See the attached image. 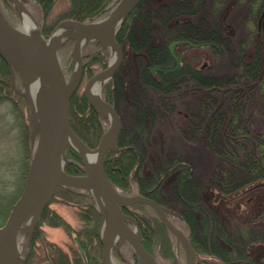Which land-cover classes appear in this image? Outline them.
<instances>
[{
  "label": "rangeland",
  "instance_id": "374dc122",
  "mask_svg": "<svg viewBox=\"0 0 264 264\" xmlns=\"http://www.w3.org/2000/svg\"><path fill=\"white\" fill-rule=\"evenodd\" d=\"M117 2L118 0H109L102 11L93 18L80 21L103 20ZM22 4L34 17L45 40L49 39L52 31L58 26L72 19L66 17L68 0H55L45 16L41 15L34 0H26ZM139 4L138 8L133 7L126 15L128 17H125L129 25L123 26L124 37L122 35V41L116 38L122 49V60L112 75L103 79L99 94L105 100L106 96H110V102L114 105L124 131L130 129L135 119L131 113L132 106L136 101L143 105L140 112L144 115V126L150 132V139L144 144L148 150H144L143 155L147 159L141 162L144 164H141V175L145 176L146 180L150 179L147 175L156 165L153 159L158 167L174 159L183 162L193 172L190 184L192 187H199V204L211 214L215 213L221 221L217 229L226 242L220 243V249L230 250L233 256H244L245 252H252V262L238 260L231 264H264V184L258 185L264 182V177L258 182L244 183L233 178L232 184L225 183L222 173L228 172L231 160L227 161L230 159L229 155H226L227 150L224 153L219 149V152L214 150L220 145L242 154L245 148H254L253 141L264 131L262 86L256 78H248L244 74L248 73L246 63L256 54L257 48L264 46V15H261L264 0H141ZM172 10L174 13H169ZM0 11L10 24L21 28L19 12L12 0H0ZM181 12L182 14H179ZM257 12L261 13L256 22ZM174 14L182 17L179 19L182 21L174 23ZM147 23H150L151 27L146 43L148 47L138 50L126 39L127 33L132 30L129 29L130 26L132 28L138 25L137 32L146 30ZM70 25L76 28L75 25ZM258 26L262 27L259 29ZM180 37L193 40L212 39L219 44L220 50L210 45L195 47L181 43L176 47L179 56L183 57L178 69L164 76L160 71L151 72L150 66L154 64L174 63L166 46L170 39ZM155 42L157 47L150 49V45L153 46ZM160 44L167 50L161 49ZM54 50L69 81L76 65L75 37L64 36ZM79 52L82 59L81 76L72 94L75 92L84 97V85L88 78L106 68L115 51L104 38H90L81 45ZM0 77H4L3 74H0ZM9 85L10 92L4 94L5 98L0 101V184H7L8 198L16 192L20 194L39 142V129L35 127L34 133L32 132L35 113L24 94L25 85L17 72L14 76L10 72ZM233 91L239 100L235 104H241L239 117L242 123H238L243 126L238 130L240 133L234 130V126H230L233 113L230 95ZM154 110L157 111L155 117ZM102 125L103 131L109 125V121L104 117ZM98 142L99 140L95 146ZM116 146L119 150L118 144ZM68 149H72L76 155L69 154ZM75 158L80 163L81 174H85L79 152L69 143L65 149L64 170L66 162L74 161ZM174 173L176 171L166 175L159 184L156 188L157 192L159 191L157 195L163 197L161 199L166 203L163 205L169 211L170 220L185 236L190 224L182 216L184 208L179 204L176 188L170 187L169 184ZM58 188L59 191L54 193ZM116 188L125 195L141 194L136 180H132L127 189ZM67 189L78 193L86 192L80 188L56 186L44 206L47 205L60 214L71 229L68 231L59 225L51 226L45 221L39 223L40 231L36 232L35 241L30 242L27 247V230L32 217L26 219L18 231L16 242L20 255L26 253L25 264H48V243L55 244L56 249H61L70 259L76 255L84 258L82 246L83 253L73 239L84 223L81 219L84 215L78 204L82 207H85L84 203H93L96 207L98 205L90 194L80 198L81 202L75 201L73 197L66 198L69 194L62 193H67ZM217 194L220 196L217 197ZM127 211L134 216V221L129 219V225H137L140 240L145 238L150 247L149 251L160 264H187V252L183 244L167 230L153 208L148 204L136 203L129 204ZM259 211L263 214H259ZM153 217L163 225L168 242L162 240L163 228L151 221ZM140 218L150 219L152 226H149V231L140 226ZM102 224L100 221V237ZM36 227L38 219L33 229ZM142 228L145 233L141 231ZM114 243L115 246L110 249L111 264L139 263L133 248L126 240L121 241L118 233ZM98 251L100 257L101 244Z\"/></svg>",
  "mask_w": 264,
  "mask_h": 264
},
{
  "label": "water",
  "instance_id": "95a60500",
  "mask_svg": "<svg viewBox=\"0 0 264 264\" xmlns=\"http://www.w3.org/2000/svg\"><path fill=\"white\" fill-rule=\"evenodd\" d=\"M12 1L17 7L19 3L26 0ZM138 1L118 0L110 13L102 20V30L93 37L104 38L115 51V58L110 61L108 66L95 72L84 85L83 93L86 101L98 115L105 116L109 121V125L102 133L97 146L93 148H88L69 124V97L77 86L81 76L82 59L80 52H75L78 68L77 79L73 84H70L56 56L55 48H52L43 38L37 22L31 13L28 12L39 32L38 36L29 34L25 29L13 26L0 11V57L7 64L12 76L16 72L20 75L25 87L26 85L40 81L45 82L48 89L46 122L43 127L34 122L32 128L33 133L35 127L39 129V142L34 152L33 160L20 194L13 202L5 220L0 224V264H25L26 253L19 257L16 249L18 231L25 220L31 215L32 218L27 230L28 239H30V234L37 222L39 213L56 186L80 188L86 190V193L90 194L93 198V193H96L107 209L112 223L120 235L121 241L126 240L138 256V264H160V262L143 246L137 225L135 224L133 227L129 225L127 219L134 220L122 211L121 205L139 202L148 204L155 210L163 224L182 242L187 252L191 251L187 239L166 216L164 206L143 194L125 195L121 193L112 184L104 168V159L107 151L110 149L114 151L118 150L116 139L119 134L120 121L114 106L103 99L99 91L96 94H91L90 88L97 79H101L99 82L100 87L103 79L112 75L120 64L122 49L116 40L115 33L126 15ZM261 15H264V10ZM66 22L76 26L75 31L77 34L73 35L76 47L79 41L78 34L92 22L74 19H68ZM85 41L83 40L79 43L80 47ZM181 43L195 47L210 45L220 50L219 44L214 40H193L184 37L172 38L168 41L167 49L174 63L170 66L154 64L150 68L151 71L167 72L175 70L180 62L176 46ZM24 94L34 111L31 98L26 93ZM71 136L78 141L79 148L73 146L79 152L82 161L85 149L95 153L96 164L91 176L88 175L85 168H83L85 174H70L64 170L65 149L66 145L70 143L69 138ZM109 136L111 137V142L107 143L106 141ZM98 209L102 217V211L99 207ZM101 244V264H110V249L115 246V243L109 238H101ZM77 245L82 252L78 242ZM188 264L193 263L189 261Z\"/></svg>",
  "mask_w": 264,
  "mask_h": 264
},
{
  "label": "trees",
  "instance_id": "16d2710c",
  "mask_svg": "<svg viewBox=\"0 0 264 264\" xmlns=\"http://www.w3.org/2000/svg\"><path fill=\"white\" fill-rule=\"evenodd\" d=\"M54 1L55 0H34L42 16L48 15L52 5L54 4ZM108 1L109 0H68L69 3V7L67 9L68 13L66 14L67 16L66 15L65 16L67 18H72L75 20L91 19L95 15H97L100 11H102L103 7L107 4ZM140 1L141 0H139L138 3L134 6V9L140 6L139 4ZM169 13L173 14L174 11L173 10L171 12L169 11ZM260 13L259 12L255 13L257 14L255 20L256 22L258 21L257 18L258 15H260ZM179 14H182V12ZM173 17H175L174 23L182 21L179 20L182 19V17L179 18L175 14L172 15V18ZM126 18L124 19V21L122 22L121 26L119 27L116 33V38L118 41H122L121 40L122 35L124 37L123 26L125 24L129 25L126 23L127 22ZM168 20L166 21L168 22ZM257 25L258 23H256L255 25L256 28ZM137 26L136 27L134 26L132 28L130 26L129 29L132 30L128 31L126 39L131 41L132 47L134 48L137 47L138 50H140V49H144L145 47H148L146 43L148 42L150 36V35L148 36V34L150 33L151 27H150V23H147L146 30L137 32L138 30ZM259 27L260 26H258V28ZM152 47L156 48L157 43L155 42L153 46L150 45V49ZM160 47L165 51L167 50L166 49L167 46L166 48L165 46L163 48L162 44H160ZM255 53L256 54H254L252 59L246 63L248 73H244V74L247 75L248 78L249 77L252 79L253 77L256 78L259 84L262 86V91L264 92V46L259 49L257 48ZM160 73L164 76V74L166 73L168 74L170 72H160ZM0 74H3L4 76V77H0L2 82L0 83V101L1 100L3 101V99L5 98L3 97V95L9 93L11 87L9 85V74H10L9 68L2 58H0ZM233 92H232L233 94L230 95V103L232 104V111H233L230 120V126H234V130L236 129L235 131L240 133V131L238 130L241 129L240 128L241 126H243L242 124L238 123V122L242 123L239 117L240 115L239 106L241 104L239 103L238 104L239 106L235 104V102L238 100V97L235 96V91ZM106 99L108 101H111L110 96L108 97L106 96ZM134 102L135 101H133V104ZM141 109H143V105L136 101V104H134L131 108V113L135 117L133 124L131 125L129 130L127 131L121 130L116 140V144H118L119 148L121 149H119L118 151L110 150L105 155L104 168L112 184L122 190V189H127L128 186H130L132 180H136L139 186V192L141 194L147 195L162 204H166L164 199H161L163 197L161 196L159 197L158 196L159 194L157 195L159 191L157 192L156 188H158L159 184L163 181V179L166 178V175L169 176V174L176 171V173L172 175L174 179L171 178V182L169 184L170 187L174 186L176 188L175 191L178 197L179 204H181L180 206L184 208L182 212L183 214L182 216L185 220L187 219V222H189L190 224L191 231L195 235L191 238V241L211 242L210 244L207 243L206 245L202 246L200 249L202 251L204 250L213 253L217 257L224 260V262L233 263L238 260L240 261L250 260L252 262V259L254 260L252 252H247V253L245 252L244 256L243 254H240L238 256H233L231 255L230 251L227 250L222 251L220 249L219 247L220 243L226 242V240H224L221 237V234L217 229L221 221L219 218H217L215 213L211 214L207 209L203 208V206L199 204L198 201V199H200L199 187H192V184H190V181L192 183L193 172L190 171V169L187 168L183 162H179L177 159H174L171 160L169 163H166L161 167L160 166L158 167L157 162L153 159V162L156 165L151 168V173L147 175V177H149L150 179L146 180L147 178L141 175L142 173L141 166L144 165L141 162L147 159V157L143 155L145 152L144 150H148L147 146L144 144H146L150 139L149 138L150 132L144 126L145 125L144 115L142 114V112H140ZM156 112L157 111L154 110L153 113L154 117ZM69 124L73 129V131L82 139V141L90 147L95 146L96 142L100 139L103 133L102 117L99 116L91 108V106L85 100L83 95H77L75 92L72 94V96L69 99ZM253 144H254V148L252 146L250 149L245 148L242 154L237 153L235 150H232L231 148L223 147L220 145L214 149L215 151H218L219 149L223 153L227 150L226 155H229L230 157V159H227V161L231 160L230 165H228V172L222 173L224 179L226 180L225 183L232 184L233 178L236 181L239 180L241 182L243 181L244 183L245 182L251 183L253 181L258 182L259 179L264 177V131L261 132L259 135H257V138L255 141H253ZM214 145L216 146L217 144L214 143ZM68 153L73 156L76 155L72 149H68ZM64 167L68 173H72V174L82 173L80 163L76 158L74 159V161L66 162ZM243 175L244 177H242ZM147 181H149V183ZM263 184L264 182L258 185H263ZM59 189L60 188L56 189L54 193H57ZM7 190H8L7 184L2 182V184H0V224L3 222L4 217L7 215V212L10 209L13 200L19 194L18 192H16L12 197L8 198L6 195V193L8 192ZM65 192L67 193H62V194L64 195L69 194L66 196V198L73 197L77 202H81L80 198H85L84 196L85 194L74 192L68 189L65 190ZM84 204L85 205L83 206L85 207H82L80 203L78 204L81 206V208L79 209L80 211L83 212L84 215L83 217L81 216V219L83 220L84 223H83V227L76 231V236L85 252V257L82 258L81 256L76 255L75 257L70 259L66 253L61 251V249H56L57 247L55 246V244L48 243L49 249L46 257L48 264H100L99 251H98L100 242L96 235V231L99 224V213L92 204L90 203H84ZM185 209L187 210L185 211ZM259 212H260L259 214H263L262 211ZM153 218L154 219H151V221H153V223H155V225H157L158 227L161 226L163 228V225L159 222V220L156 217ZM140 219L142 220L140 221V226L142 225V227L147 228V230L149 231V226H152L149 222L150 219H145V218H140ZM44 221L51 226L59 225L64 227L68 231L71 229L70 226L68 225V222H66V220L60 214H58L54 209L46 205L42 208L40 212L38 218V227L33 229L30 242L35 241L36 232L40 231V229H38L39 223H43ZM162 230L164 231L163 234L164 236L162 240L168 242L167 233L164 230V228ZM197 230H200L199 233L202 236H200L199 233L197 234ZM141 231L142 232L144 231L145 233V230L143 228ZM244 235L246 236V233H244ZM142 242L149 250L150 247L146 243L144 237H142ZM77 258L79 259L77 260ZM204 263L221 264L219 261L216 260L207 261Z\"/></svg>",
  "mask_w": 264,
  "mask_h": 264
},
{
  "label": "bare ground",
  "instance_id": "6f19581e",
  "mask_svg": "<svg viewBox=\"0 0 264 264\" xmlns=\"http://www.w3.org/2000/svg\"><path fill=\"white\" fill-rule=\"evenodd\" d=\"M17 10L19 12L20 16V25L22 29H25L29 34L38 36L39 32L34 24L33 19L31 18L30 14L28 13L29 10L25 8V5L22 3H19L17 5ZM103 28L102 20L92 22L88 24L85 28L82 29L79 35V41L78 45L75 47V52H79L80 50V44L83 40L93 38L95 34L100 32ZM75 29L73 26H71L69 23L61 24L58 26L55 30L52 31L50 37L46 42L52 47L55 48L59 42L62 40L64 36L67 35H74ZM115 58V53H113L111 60ZM78 75V68L77 64L75 65L71 78L69 80L70 84H73L75 80L77 79ZM101 79H97L90 88L91 94H96L99 91V82ZM24 93H26L32 100L33 107H34V113H35V123L38 125H41V127L44 126L46 122V115H47V109H48V89L46 87L45 82L36 81L34 83H31L29 85H26L24 88ZM69 142L74 145L75 147L79 148L78 141L74 139V137L69 138ZM107 143L111 142V137L109 136L107 138ZM83 163L84 168L86 169L88 175L93 174V170L95 169V153L90 152L87 149L84 150V156H83ZM94 199L97 202L98 207L102 211V231H101V237L102 238H109L113 243L116 241L117 237V229L112 223V219L105 208L101 198L96 194L93 193ZM31 216V215H30ZM16 249L18 256L20 257V253L18 251V245L16 243ZM188 257L190 258V252L188 251ZM111 264V263H110Z\"/></svg>",
  "mask_w": 264,
  "mask_h": 264
},
{
  "label": "flooded vegetation",
  "instance_id": "af4514ba",
  "mask_svg": "<svg viewBox=\"0 0 264 264\" xmlns=\"http://www.w3.org/2000/svg\"><path fill=\"white\" fill-rule=\"evenodd\" d=\"M177 47V46H176ZM177 52V51H176ZM178 56H179V54H178ZM179 65H178V67H177V69L180 67V65H181V63L183 62V57H181V56H179ZM170 65H172V64H170ZM170 65H166V66H170ZM150 68H151V66H150ZM150 71H151V69H150ZM173 71V70H172ZM152 72V71H151ZM155 72V71H154ZM167 72H171V71H167ZM108 102H110V101H108ZM111 103V102H110ZM113 105V104H112ZM114 106V105H113ZM100 116V115H99ZM101 117H104V118H106L105 116H101ZM119 117V116H118ZM119 121H120V129H119V134H120V132H121V130L123 129V127H122V123H121V120H120V118H119ZM104 132V131H103ZM119 134H118V136H119ZM118 138V137H117ZM121 149V148H120ZM111 181V180H110ZM116 187V186H115ZM81 194H85V195H87L88 193H86V192H80ZM124 194V193H123ZM144 195V194H143ZM147 196V195H146ZM217 197L218 196H220V195H216ZM222 196V195H221ZM149 197V196H148ZM224 197V196H223ZM151 198V197H150ZM153 199V198H152ZM155 200V199H154ZM157 201V200H156ZM158 202V201H157ZM139 203H141V202H139ZM160 203V202H159ZM93 204V203H92ZM134 204H136V203H134ZM145 204V203H144ZM162 206H164L162 203H160ZM93 206L97 209V211H98V213H99V224H100V221L102 222V217H101V214H100V212H99V209H98V207H96L94 204H93ZM128 206L129 205H121V209H122V211L128 216V217H130V218H132V219H134L133 217L134 216H131L130 214H129V212L127 211V208H128ZM125 209H124V208ZM164 208H165V214H166V216L168 217V219L170 220V217H169V211H168V209L164 206ZM39 215H40V213H39ZM38 218H39V216H38ZM127 221L129 222V219H127ZM171 221V220H170ZM172 222V221H171ZM185 222V221H184ZM99 224H98V228H97V231H96V235H97V237H98V239H99V242H100V244H101V238L102 237H100V233H99ZM173 224V223H172ZM174 225V224H173ZM186 225H188V223H186ZM166 227V226H165ZM176 227V226H175ZM188 234L186 235L185 234V238L187 239V241H188V245L190 246V248H191V251H190V258L188 257L189 255H188V253H187V264H188V262L190 261V262H192L193 264H205L204 262H207V261H213V260H216V261H219V262H224V260H222L221 258H219V257H217L216 255H214L213 253H210V252H207V251H202L200 248L202 247V246H204V245H206L207 243H211V242H192L191 241V237H193V236H195L194 235V233H192V231H191V227L188 225ZM167 228V227H166ZM177 228V227H176ZM178 229V228H177ZM167 230L173 235V236H175L168 228H167ZM179 230V229H178ZM180 231V230H179ZM196 232V231H195ZM200 232V230H197V234ZM32 234V233H31ZM31 234H30V239H31ZM199 235L200 236H202L200 233H199ZM30 239H28V241H27V247H29L30 246V243H29V246H28V242H30ZM73 239H74V241L76 242V244H77V242L79 243V240H78V238H77V236L75 235L74 237H73ZM195 239V238H194ZM193 239V240H194ZM179 240V239H178ZM180 241V240H179ZM141 243L143 244V242L141 241ZM181 244H182V242H181ZM79 245H80V243H79ZM77 246V248L79 249V247H78V245H76ZM81 246V245H80ZM143 246L146 248V246L143 244ZM101 248H102V244H101ZM147 249V248H146ZM27 250H28V248H27ZM148 250V249H147ZM186 250V249H185ZM149 251V250H148ZM230 251V250H229ZM150 252V251H149ZM186 252H187V250H186ZM83 253V252H82ZM151 253V252H150ZM152 254V253H151ZM82 256L84 255V254H81ZM205 255V256H204ZM134 256L136 257L137 255H136V253H134ZM85 257V256H84ZM100 263H101V253H100ZM137 258H138V256H137ZM139 259V258H138ZM228 264H231V263H229L228 262Z\"/></svg>",
  "mask_w": 264,
  "mask_h": 264
}]
</instances>
